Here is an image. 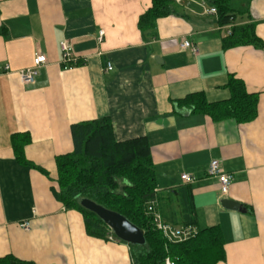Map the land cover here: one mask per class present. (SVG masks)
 I'll return each mask as SVG.
<instances>
[{
	"label": "crops",
	"instance_id": "1",
	"mask_svg": "<svg viewBox=\"0 0 264 264\" xmlns=\"http://www.w3.org/2000/svg\"><path fill=\"white\" fill-rule=\"evenodd\" d=\"M174 1L148 37L138 21L151 0H0V257L131 264L129 244L88 235L83 215L52 191L56 157L74 150L71 125L109 117L117 140L148 138L165 221L185 227L191 197L196 228L222 230L226 259L218 264H264V0H230L236 24L252 25L262 45L226 50L231 25L219 24L209 0ZM183 38L198 52L181 49ZM65 40L81 62L71 69L60 63ZM38 52L48 62L35 84H24L18 71ZM231 74L258 93L254 120L214 121L176 109L195 92L209 102L228 99ZM20 133L31 135L24 153L36 167L16 158L12 138ZM212 159L234 174L226 194L208 174ZM225 198L245 211L225 208Z\"/></svg>",
	"mask_w": 264,
	"mask_h": 264
},
{
	"label": "trees",
	"instance_id": "2",
	"mask_svg": "<svg viewBox=\"0 0 264 264\" xmlns=\"http://www.w3.org/2000/svg\"><path fill=\"white\" fill-rule=\"evenodd\" d=\"M209 1L217 9L219 24L231 25L230 33L223 40L225 50L242 45H262L252 25L236 24L237 13L231 8L230 0ZM174 3V0H151V6L139 17L141 33L155 36L158 19L170 15L174 11ZM225 88L230 92L226 100L209 102L204 92H195L177 100L176 109L203 113L214 121L233 119L238 123H248L254 120L258 114V93H250L243 80L233 74ZM71 134L74 150L56 157L58 188L52 191L67 209H75L83 215L88 235L104 240L113 235L115 240L124 242L96 213L81 205L83 198L123 215L145 231L144 245L129 244L131 264H165L167 258L173 264H218L225 261L221 228H196L197 217L191 197L186 204L187 220L183 224L196 229L193 236L182 242H170L156 227L154 212L149 207L154 205V210L161 215L156 194L157 174L146 136L117 140L109 117L74 123ZM31 140L29 133L15 134L12 144L17 160L34 165L24 153ZM161 218L163 223L174 226L162 215ZM0 264L37 263L8 254L0 257Z\"/></svg>",
	"mask_w": 264,
	"mask_h": 264
},
{
	"label": "built area",
	"instance_id": "3",
	"mask_svg": "<svg viewBox=\"0 0 264 264\" xmlns=\"http://www.w3.org/2000/svg\"><path fill=\"white\" fill-rule=\"evenodd\" d=\"M209 12L212 14H217L216 7L212 6L209 9ZM103 34L104 31H100V39L102 38ZM60 47L62 50V59L60 63L63 69H71L77 66L80 61L74 52L73 45L67 40H65L60 43ZM180 47L181 49H189L193 53L198 52V47L194 45L191 42V40H189L188 38H183V40L180 43ZM47 62H48L47 56L43 53L38 52L34 57L32 66L18 71L22 82L24 84H35L36 76L38 75L39 69L42 66H45ZM108 69L109 70L112 69L111 64L108 65ZM208 174L218 179L220 184V189L223 194L228 193L230 186L232 185L234 180V174L225 171L222 168L221 163L218 159L211 160L208 166ZM182 179L188 181L194 180V178L190 177L188 174H183ZM149 209L154 212V221L156 227L164 233L165 237L170 242H182L196 233V229L193 227L185 226L178 228L163 223L161 215L154 210V205H151ZM21 226L25 229H29L30 224L29 222H24L22 223ZM109 238L111 240H115L113 235L109 236ZM165 264H173V263L170 258H167Z\"/></svg>",
	"mask_w": 264,
	"mask_h": 264
},
{
	"label": "water",
	"instance_id": "4",
	"mask_svg": "<svg viewBox=\"0 0 264 264\" xmlns=\"http://www.w3.org/2000/svg\"><path fill=\"white\" fill-rule=\"evenodd\" d=\"M222 204L227 209L237 210L240 212L245 211L239 202L232 199L225 198L222 200ZM81 205L84 208L96 213L120 240L133 245L145 244V231L134 225L123 215L109 210L89 198H83L81 200Z\"/></svg>",
	"mask_w": 264,
	"mask_h": 264
}]
</instances>
